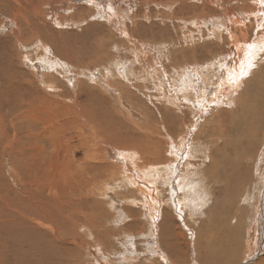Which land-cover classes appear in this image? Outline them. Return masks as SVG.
<instances>
[{"label":"rangeland","instance_id":"rangeland-1","mask_svg":"<svg viewBox=\"0 0 264 264\" xmlns=\"http://www.w3.org/2000/svg\"><path fill=\"white\" fill-rule=\"evenodd\" d=\"M256 9L263 12L251 15ZM240 31L244 37L237 39L246 44L264 35V0H0V264H246L251 255L254 263L262 258L261 214L251 197L264 181V49L242 63L243 73L244 54H238L229 35ZM50 63L59 65L57 73ZM128 63L134 78L126 71ZM111 69L121 78H110L115 84L109 91L102 75ZM227 70L236 82L245 81L238 103L252 113L256 104L258 116L243 119L237 108L230 114L228 83L217 88ZM183 80L196 92L180 93ZM217 98L225 102L220 107L212 103ZM73 116L88 127L67 135V141L76 136L82 142L71 143L68 156L82 160L92 154L98 175L96 186L90 179L79 191L60 171L66 184L61 195L55 191L59 171L48 166L49 137L62 136L67 120L78 125ZM248 129L256 134L257 161L244 195L229 175L225 192L212 188L210 198L204 196V185L211 188V176L204 173L196 176L203 186L188 182L194 185L192 192L186 190L190 198L183 195L175 204L183 163H198L215 143L235 144ZM199 141L206 143L203 152L186 159L191 144ZM38 147L44 159L35 155ZM229 153L225 150V158ZM161 162H168L167 169L157 168L159 174L143 179L142 196L140 170ZM208 164L205 160L201 168ZM221 168L214 171L221 175ZM103 183L105 195L97 196L94 188ZM159 191V204L151 207L147 201ZM237 202L246 211L238 237L229 229L237 221ZM151 208H157L154 217ZM47 209L62 217L45 218ZM251 220L258 228L252 229Z\"/></svg>","mask_w":264,"mask_h":264},{"label":"bare ground","instance_id":"bare-ground-1","mask_svg":"<svg viewBox=\"0 0 264 264\" xmlns=\"http://www.w3.org/2000/svg\"><path fill=\"white\" fill-rule=\"evenodd\" d=\"M258 12L262 13L263 10L256 9V11L255 10L254 11H252V10L250 11L251 15L254 13L253 16H255V15L257 16ZM215 33L218 34V31H213V35H215ZM244 34H245L244 31L243 32L240 31V33H238V34H236V32H234L233 34H229L230 37L231 38H234V40H235L234 41V44H235L234 47L238 51V54H244L243 57H242V62H240V67H241L240 70L241 71H243V68H244V66L242 65V63H246L249 60L248 57H253V56L255 57L259 53V51H261V50L264 49V35L263 36L262 35L261 36L257 35V37L250 44L249 43L246 44L244 41H242V40L239 41L237 39L240 36L241 37H244L243 36ZM215 37L221 39L220 35H217ZM161 47H163V46H161ZM159 55H160V53H159ZM170 55H172V54H170ZM173 63H175V61ZM114 64L117 65V63H114ZM56 65L59 66L56 63H54V64H51L50 63V65H48V66L51 68L52 71H54L55 73H57V71H56V69H57ZM126 68H127L126 71H128L129 75L133 77L134 74H135V70L133 69V64L132 63H131V65L129 64L128 66H126ZM117 70L118 69H115L116 72H114V70L111 69L110 71L108 70L105 73V75L104 74L102 75L103 76L102 77L103 78V81L102 82H103V86H104V89L105 90L111 91L112 89H111L110 86L113 85V84H115V83H113L110 80L111 77H112V79H115V78L116 79H119L120 74L117 73ZM227 72H228L227 73V76H225V78L222 79V83H220L217 86V88L220 89V88H222V85L223 84L225 85V82L228 83L227 85H228V87L230 89V92H228L227 94H225V98L228 99V101H230V102L228 103V101H227L225 103L224 100L220 101V98H217V100L216 99H212V103L218 104L219 107L222 104H224V103L227 104V105L228 104L233 105L234 107L230 109V114L231 113H234L235 108H237L238 110H240L242 112L243 119H251L252 114H255V117L258 116V115H256V113L258 112L256 110V108H258V106L256 104L253 107L254 112L252 113L251 109L247 105H243V102L238 103V101H237V98L241 95V92H243L241 90V86L243 85V83L245 84V81L243 82V79H241L239 82H236V79H234V77L232 79L233 74L231 72H229L228 70H227ZM244 72H246V71H243V73ZM180 74L181 75L183 74V71L182 70H181V73ZM46 76L52 77L51 74H46ZM230 79H232V81H234V83H235L234 87L230 86ZM115 82H117V81H115ZM183 84H184V87H182V88L179 89V92L180 93H182V94H184V95L187 96L190 93L192 94L193 92H196L195 91L194 84H191L190 81H188V83H187V82H185V80H183ZM199 91H200V94L198 95V97L200 98L201 105H202V103H204V101L206 100V98L204 97V94H203V92H204L203 88H200ZM222 92H224V91H221L220 94ZM234 92H235V94H234ZM117 94L119 96L121 94V92L120 93L117 92ZM233 94H234V96H233ZM118 96H117V98L120 100V97H118ZM193 97H194V103H196L198 98L195 97V95H193ZM178 101H179V99H178ZM252 101L253 102H256L257 100L255 101V97H253ZM202 106L204 107V104ZM218 106L214 108L215 110L212 109L211 107H210L211 108L210 110L209 109H206L205 114H211L212 111H216L217 109H219ZM73 117L76 119V121L78 122V125L80 127L77 124L74 125L72 121L67 120L65 122L66 123V128L59 130L62 133V136H61L60 133L56 132L55 135H51L49 137V141L52 144L51 145V147H52L51 155L52 156L49 159L48 166H49V168L52 171H59L57 173V177L58 178L56 180L59 183V187L58 186H55V191L56 192L62 191L61 195L64 193V186L66 184H64L62 182L60 171L64 170L65 172L63 173V176L65 178H71V179H73L72 181L76 182L75 186H76V188L79 191H81L85 187L89 186L90 179H92L91 184H93L94 186H96V180H95V178L98 175V174H95L94 172H96V167L99 168V166L97 165L96 161H94V160L91 159V155L92 154L88 156V154L86 153L83 156L82 160H79V159L74 158L73 155L68 156V153L71 150V149H69V145L71 143H73L72 145L75 147L76 145H81V144H79V142H81V141H79V139L76 136H74L73 141H72V139L67 141V138H66L67 135L70 134V133H71L70 135L78 134L79 131H81V129L83 127H88L86 124H84V123L81 122V119L79 117H77V116H73ZM204 122H205V119L203 120V123ZM219 123H218V127L219 128H222V127L224 128V126H221ZM58 124H62V121L59 122ZM202 124L200 125V127H202ZM45 125L48 126L46 123H45ZM72 125H74V127H72ZM197 127H198V123H197V125L195 124V129ZM248 127L250 128L251 125H248ZM55 128L56 129H59L60 126L57 125V126H55ZM252 130L253 129H248L245 133L239 134L237 136V142L235 144H232V143L217 144V143H215L214 146H213V148H210V149H208L207 152H204L203 153V157L201 158V160L198 163H190L188 160H186L183 163V167H182V169L180 171V175H179V178H178L177 183H176V187L179 190L180 194L178 195L175 204H177V201L179 200V198L181 196L185 195L188 192V191H186L187 190V187L189 189V192H192L193 191L194 185L188 186V182H192L194 184H197L196 188H198V189L203 186V182L202 181H196V176L203 175V178H204V177H206L204 175V173H207L208 175L211 176L210 177V180L208 179V181L211 184V188L208 186V183H206V185H204L203 190L204 191H205V189L207 190V192L206 191L205 192L203 191L204 196L210 198L209 195H210V192L212 193V191H213L212 188H217V189H220L221 188V190L222 191L224 190V192H225L226 188L227 189L229 188L230 180H233L236 183V187L235 188L240 189L241 192L244 195V189L246 188L247 185H249V178H250L249 172H251V166H253L255 164V162L257 161V157L255 158L253 156V153H254L253 151L255 150V147L253 145V141L256 139V134L255 135H252ZM188 133L189 132H187V134ZM194 137H195V133H194ZM194 137H193V139H194ZM68 138H70L69 135H68ZM180 139H181V141H180V144H179L178 147H181V145H183V143H184V138L181 137ZM76 143H78V144H76ZM195 144H191L192 147H194V148L192 150H188V152L186 153V159H188L190 157H195V155H194L195 153H202L203 152L202 149L206 147V143H204V142H200L199 141V142H197ZM74 147L72 149H74ZM227 149H229V152H231V153L227 154V158H225V150H227ZM121 153H123L125 156H129L127 151H124V152H121ZM35 155L37 157H39L38 159H40V158L44 159V157L42 156V149L40 147H38L37 152H36ZM230 155H234L236 157L235 162H233V161L231 162L230 161V159H229V156ZM175 156L177 157V154H175ZM215 157L218 158V159L217 160H213ZM205 160H208L209 164L207 166H205L204 169H202L201 166H203ZM223 160L225 162H223ZM210 161H212L211 165H210ZM200 162H201V164H200ZM167 163L168 162H166V163L161 162L159 164H150V165H147V166L146 165L145 166L142 165L143 166L142 167L143 169L140 170V173L142 175L141 176H137V181H138V183H140V184L137 185V190H138V192L142 196H144V191H143L144 189H143V186L141 184L143 182V179H146L147 180V178L153 177V174H155V173L159 174L160 172H158L156 169L157 168L164 167L165 164H167ZM147 167L152 168V173H149L148 174V172L145 171ZM175 167L177 169V165H175ZM221 167H223V173L221 175H219L218 174V171L215 172L214 169L219 170ZM165 169H167V167H164V170ZM221 170H222V168L220 169V171ZM242 170H243V173H242ZM259 170H261V169H259ZM224 171H225V173H224ZM263 171H264V169H263ZM86 172H89L88 175L89 174H92V176L86 177ZM168 173H170L171 175H174V172H168ZM229 175H231L232 178L230 180H226V179L229 178ZM262 176H264V175H262ZM99 177L101 178V175H99ZM130 179H131V182L133 184H136V180H135V178L133 176H130ZM56 181L49 182L48 185H54V183ZM63 181H64V179H63ZM154 181L155 180L150 179V182L151 183H154ZM261 182H262V180H260V183ZM219 183L221 184L220 186H218ZM106 184L107 183H103L100 187H97L96 189L94 188V192H95V190H99V193L97 194V196H100V194L102 196L105 195V191H102V189H103V187ZM260 186H261V188H260ZM56 188L58 189V191H57ZM47 189H48V191H50L51 187H47ZM255 189H256L255 191H257V192L254 193L251 198L254 201V203H252V205L255 208L254 209L255 210V213L258 214V212H260L258 215L261 214V216L259 217V220L261 222L258 221V222L261 223L260 224V227H259V230H258V233H259V236H258V246H259V250L261 249V251H262L263 257L262 258H259L257 261L255 260V263H254L255 256H252L251 255L252 259L250 261L251 262L253 261V264H264V181H263L262 184L258 185ZM50 195L51 194H49L48 196H50ZM176 196H177V194H176ZM159 197H160V191L155 196H151L148 199L147 203L149 205H151V207H156L159 204V199H158ZM189 198H190L189 195H185L184 196V199L185 200H188ZM208 198H206L204 201L202 200L203 204L208 203V201H209ZM245 200L249 202V199L248 198H245L244 201ZM127 202L134 203L135 201L130 200V201H127ZM156 209L157 208H151L150 213H151L152 217L155 216L154 213H155ZM236 209H237L236 211L239 212L238 216L235 218V219H237V221L235 222L234 225H232L233 227H230L229 226V229H230V231L235 232L236 233V236H237L239 234L238 233V231H239L238 228L241 225V223H243V225H245L244 224L245 223V220L244 219H245V216L246 215L244 216V213H246V211H245V209L243 211H240L239 202L236 203ZM209 210H210V207H209L208 211ZM44 213L46 214L44 217L45 218H49V219H52V217H54V218L55 217L56 218L62 217V215H59L60 212H55L54 211V213H59V214H54L53 213V210H51V209H47V212H44ZM202 214H205V212H202ZM250 217H252V216H250ZM231 220H233V217H231L229 219V222ZM251 222L253 223L252 220H251ZM258 226H259V224L256 225L255 222H254L253 223V226H251V227L253 229L254 227H257L258 228ZM251 227H250V230H251ZM241 230H243V228H241ZM259 250H257L258 253L260 252ZM255 254H256V251H255ZM250 261H249V263H250ZM249 263L246 262V264H249ZM168 264H171V263L168 262ZM250 264H252V263H250Z\"/></svg>","mask_w":264,"mask_h":264}]
</instances>
